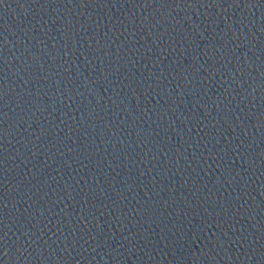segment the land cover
I'll return each mask as SVG.
<instances>
[{
	"label": "water",
	"instance_id": "95a60500",
	"mask_svg": "<svg viewBox=\"0 0 264 264\" xmlns=\"http://www.w3.org/2000/svg\"><path fill=\"white\" fill-rule=\"evenodd\" d=\"M0 264H264V0H0Z\"/></svg>",
	"mask_w": 264,
	"mask_h": 264
}]
</instances>
